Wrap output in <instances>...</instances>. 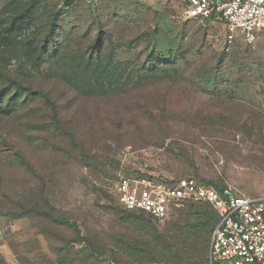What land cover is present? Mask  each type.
Returning <instances> with one entry per match:
<instances>
[{
    "label": "rangeland",
    "instance_id": "obj_1",
    "mask_svg": "<svg viewBox=\"0 0 264 264\" xmlns=\"http://www.w3.org/2000/svg\"><path fill=\"white\" fill-rule=\"evenodd\" d=\"M133 175L264 196V32L182 0H0V264H206L204 209L155 228L116 202Z\"/></svg>",
    "mask_w": 264,
    "mask_h": 264
},
{
    "label": "built area",
    "instance_id": "obj_2",
    "mask_svg": "<svg viewBox=\"0 0 264 264\" xmlns=\"http://www.w3.org/2000/svg\"><path fill=\"white\" fill-rule=\"evenodd\" d=\"M166 1V0H163ZM185 19L222 24L253 43L264 32V0H182ZM115 195L122 208L162 222L171 208L207 204L217 216L209 264H264V196L226 185L216 189L192 178L177 181L119 177Z\"/></svg>",
    "mask_w": 264,
    "mask_h": 264
},
{
    "label": "trees",
    "instance_id": "obj_3",
    "mask_svg": "<svg viewBox=\"0 0 264 264\" xmlns=\"http://www.w3.org/2000/svg\"><path fill=\"white\" fill-rule=\"evenodd\" d=\"M206 21H209V20H206ZM209 22H211V21H209ZM52 32H53V25L51 24V27L49 28L46 37L49 38ZM148 35H149V33H142L138 38H139V39H144V38H146ZM15 89H16V90H21L22 88H21L20 86H16ZM127 177H131V178H142V177H150V176H149V175H148V176L133 175V176H127ZM152 178H155V177H152ZM118 179H119V178H118ZM118 179H117V181H118ZM156 179L160 180L159 178H156ZM195 180H196V179H195ZM117 181H116V183H117ZM165 181H167V180H165ZM199 182H202V181L199 180ZM116 183H115V186H116ZM202 183H204V184L207 185V186H210V187L216 188V189H220V188L224 187V186L219 187L218 185H215V184L213 185V184L205 183V182H202ZM113 193H114V196H115V199H116V202H117L118 206H119L122 210H124V211H126V212L138 213V214H140V215L146 217V218L148 219V221H150V223H151L155 228H157V227H159V226H163V225L165 224L167 218H168L173 212H175L176 210H180V209H182V208H180V209L171 208V209L169 210L168 215L166 216V218H165L162 222H159V221H157L156 219L152 218L151 216H149V215H147V214H145V213L137 212V211H128V210H125V209L122 208V207L120 206V204L118 203L117 197H116V195H115V187H114V192H113ZM189 206H201V207L204 209L203 213L201 214V217L204 218V220H203V221H204V227L207 228V231L209 232V243H210V239H211V236H212L213 229H214V227H215V225H216V223H217V216H216V213H215L214 210H213L209 205H207V204H187V205H185L184 207H189ZM207 217H209V220H206ZM207 223H210V224H209V227H208V224H207ZM208 229H209V230H208ZM209 243H208V244H209ZM208 247H209V246H208ZM208 251H209V248H208ZM208 251H207V256H206V264H209V262H208Z\"/></svg>",
    "mask_w": 264,
    "mask_h": 264
}]
</instances>
